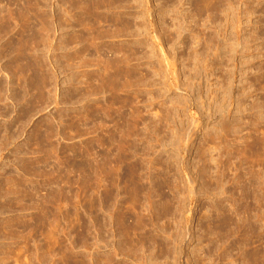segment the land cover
<instances>
[{"label": "rangeland", "instance_id": "1", "mask_svg": "<svg viewBox=\"0 0 264 264\" xmlns=\"http://www.w3.org/2000/svg\"><path fill=\"white\" fill-rule=\"evenodd\" d=\"M263 48L264 0H0V264L264 263Z\"/></svg>", "mask_w": 264, "mask_h": 264}, {"label": "bare ground", "instance_id": "2", "mask_svg": "<svg viewBox=\"0 0 264 264\" xmlns=\"http://www.w3.org/2000/svg\"><path fill=\"white\" fill-rule=\"evenodd\" d=\"M230 40V39H229ZM249 40V39H248ZM248 40H247V42H248ZM241 41V40H240ZM229 42H231V40L229 41ZM234 42V41H233ZM233 42H231L230 44H229V48H228V62L230 63V65L232 66H234L235 65V57H236V53H237V43H233ZM246 42V41H245ZM243 43H244V41H243ZM241 44V43H240ZM239 44V45H240ZM245 44H247V43H244V44H242V45H244L245 46ZM248 44H250V43H248ZM248 44L246 45L247 47H248ZM237 45V46H236ZM244 47L243 49L245 50L247 47ZM250 46V45H249ZM242 47V46H241ZM238 48H240V47H238ZM249 48V47H248ZM251 49V48H250ZM264 49V48H263ZM241 50H242V48H241ZM240 51V50H239ZM244 52V51H243ZM242 52V53H243ZM216 53H218V50H217V52ZM247 54V53H249V51L248 52H244V54ZM240 54V53H239ZM254 54V53H253ZM219 55V54H218ZM250 55H252L251 53L249 54V56ZM241 56V55H240ZM247 57V56H246ZM246 57H244V58H246ZM254 57V56H253ZM259 57V56H258ZM258 57L256 58V59H258ZM254 59V58H253ZM255 59V60H256ZM227 62V64H229ZM243 63V62H242ZM238 64H240V63H238ZM229 65V66H230ZM239 66V65H238ZM243 66H244V64H243ZM246 66V65H245ZM235 67V66H234ZM264 67V66H263ZM230 68V67H229ZM236 68V67H235ZM248 69V68H247ZM232 70H234V69H232ZM262 71H264V68L263 69H261ZM260 69H259V71H261ZM230 71V70H229ZM262 71H261V73H262ZM233 72V71H232ZM231 71H230V73H231V75L233 74ZM264 73V72H263ZM243 74H244V72H243ZM262 75V74H261ZM264 75V74H263ZM233 76H234V74H233ZM232 76V77H233ZM229 77H231V76H229ZM259 80V79H258ZM262 81H264V80H262ZM260 84H263V82L262 83H260ZM264 86V85H263ZM251 95V94H250ZM252 96V95H251ZM261 185V184H260ZM257 189H259V188H257ZM260 190V189H259ZM256 191V190H255ZM257 192V191H256ZM257 193H259V192H257ZM249 203V202H248ZM250 204V203H249ZM249 207H251L250 205H249ZM246 208H248V205H247V207H245V209ZM253 208V207H252ZM254 209V208H253ZM256 209V208H255ZM249 211H250V209L248 208V212H247V218H245L246 219V221L244 222V225H245V232H246V235H247V237H246V245H247V247L250 245L251 246V242H253V241H255L256 239H257V237H256V235H255V237H256V239H254V240H252L253 239V237H254V235H253V233L255 234V231L253 232V229H254V220H253V222H252V218L254 219V216H255V214L254 213H256L258 210H256V212H254V213H252V214H254V216L251 214V213H249ZM253 211V210H252ZM251 211V212H252ZM246 213V212H245ZM257 214H258V212H257ZM259 216H260V214H259ZM262 217H260V219H261ZM259 218H258V220H260ZM264 219V218H263ZM262 219V220H263ZM258 220H257V222H258ZM256 221V220H255ZM256 222V223H257ZM255 226H256V224H255ZM256 228V227H255ZM258 228V227H257ZM257 231V230H256ZM258 232V231H257ZM256 232V233H257ZM257 235H258V233H257ZM254 237V238H255ZM260 238V236L258 237V239ZM262 240V239H261ZM257 241V240H256ZM260 242V239H259V241H257L255 244L256 245H258L257 243H259ZM264 243V242H263ZM261 245H262V241H261V243H260ZM254 245V244H253ZM259 246V245H258ZM263 246V245H262ZM262 246H260V247H262ZM252 248V247H251ZM250 248V249H251ZM248 250L246 251V252H249L250 253V251H249V247L247 248ZM260 249V248H259ZM259 249H257V251H255V253L253 252V254L251 253V256H250V254L248 255L247 253L245 254V255H247V256H245L246 258H245V262L247 263V264H253V263H257V264H259V261H260V252L261 251H263V250H260L259 251ZM262 249H263V247H262ZM253 251H254V249H253ZM252 252V251H251ZM263 253V252H262ZM264 254V253H263ZM262 254H261V259H262ZM264 259V258H263ZM261 263V262H260ZM262 263H263V260H262ZM261 263V264H262ZM264 264V263H263Z\"/></svg>", "mask_w": 264, "mask_h": 264}]
</instances>
